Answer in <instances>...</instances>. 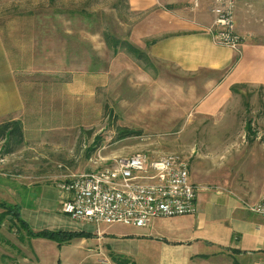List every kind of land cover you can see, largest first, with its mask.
I'll return each mask as SVG.
<instances>
[{"label":"rangeland","instance_id":"1","mask_svg":"<svg viewBox=\"0 0 264 264\" xmlns=\"http://www.w3.org/2000/svg\"><path fill=\"white\" fill-rule=\"evenodd\" d=\"M236 14L245 41L264 48V0H237ZM148 17L126 0H0V32L26 105L18 120L25 141L12 155L0 145V176L26 184L19 192L27 204L42 187L29 190L30 177L51 181L60 199L65 180L138 152L184 156L197 184L207 171L209 186L243 184L244 155L260 152L244 147L264 151V83L237 86L231 101L213 103L207 95L225 72L187 73L151 58L146 65L106 45L110 34L145 51L155 34ZM123 130L136 135L119 139ZM82 243L59 247L31 239L9 216L0 222V264H118ZM196 264L241 263L223 253Z\"/></svg>","mask_w":264,"mask_h":264},{"label":"crops","instance_id":"2","mask_svg":"<svg viewBox=\"0 0 264 264\" xmlns=\"http://www.w3.org/2000/svg\"><path fill=\"white\" fill-rule=\"evenodd\" d=\"M190 1L128 0L133 12L149 14L150 33H155L143 46L149 57L187 73L225 72L207 95V100L213 103L231 101L237 86L264 83V61H260L264 48L245 41V37L240 51L217 45L211 33L215 16L210 7L216 0H196L198 6L201 3L200 9L182 8ZM176 6L180 9H175ZM5 44L0 32V124L20 120L26 108ZM216 110L212 108L213 113ZM250 146L262 151L257 143H247L244 149ZM260 152L244 155L245 165L240 172L243 177L239 179L243 184L235 188L209 186L208 171L198 180L199 185L193 181L190 166L191 181L198 187L197 212L190 216L157 218L147 228L73 221L61 210L65 195L61 193L59 199L53 193L51 181L37 183L32 177L26 181L27 188L33 190L39 184L42 187L27 204L19 192L25 183L9 182L0 176V203L19 205L22 218L35 232L87 233L89 238L79 239L82 244L95 247L98 253L113 256L114 260L121 257L134 264H196L225 253L241 264H264V217L246 208L247 204L260 202L264 195V151ZM38 221L44 228H32Z\"/></svg>","mask_w":264,"mask_h":264},{"label":"built area","instance_id":"3","mask_svg":"<svg viewBox=\"0 0 264 264\" xmlns=\"http://www.w3.org/2000/svg\"><path fill=\"white\" fill-rule=\"evenodd\" d=\"M236 5L237 0H216L211 33L217 45L240 51L244 39L237 28ZM60 189L65 195L62 212L77 222L147 228L157 218L197 212L198 187L191 181L188 159L177 154L117 157L65 180ZM246 208L264 217V195Z\"/></svg>","mask_w":264,"mask_h":264},{"label":"trees","instance_id":"4","mask_svg":"<svg viewBox=\"0 0 264 264\" xmlns=\"http://www.w3.org/2000/svg\"><path fill=\"white\" fill-rule=\"evenodd\" d=\"M126 1L128 2V0ZM104 40L109 48H119L121 51L126 52L134 59L141 61L146 65L151 64V59L147 52L135 47L129 40L119 39L110 34H105ZM135 135L136 133L134 131L123 130L119 139ZM24 141V129L20 121L10 120L0 124V145H2L3 155L14 154L23 145ZM0 209L2 210V214H0V222L1 219L5 217H11L12 220L17 221L20 224L21 228L27 232L31 239H45L57 243L59 247H63L64 245L70 244L73 240L90 237L89 234L84 232L66 230H43L35 232L22 218L21 208L19 205H11L6 202H1ZM115 261L118 264H134L129 260H122L118 257H115Z\"/></svg>","mask_w":264,"mask_h":264}]
</instances>
